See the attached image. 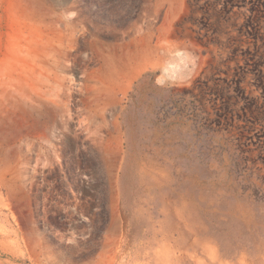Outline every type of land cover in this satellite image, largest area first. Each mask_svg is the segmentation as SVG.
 <instances>
[{
	"label": "rangeland",
	"instance_id": "rangeland-1",
	"mask_svg": "<svg viewBox=\"0 0 264 264\" xmlns=\"http://www.w3.org/2000/svg\"><path fill=\"white\" fill-rule=\"evenodd\" d=\"M0 264H264V0H0Z\"/></svg>",
	"mask_w": 264,
	"mask_h": 264
},
{
	"label": "bare ground",
	"instance_id": "bare-ground-1",
	"mask_svg": "<svg viewBox=\"0 0 264 264\" xmlns=\"http://www.w3.org/2000/svg\"><path fill=\"white\" fill-rule=\"evenodd\" d=\"M144 48V47H143ZM145 51H147V50H142V49H140L139 51L137 50V54H135V57H137V58H140L141 57V55H142V53L143 52H145ZM149 51V50H148ZM134 58V57H133ZM129 58H125V59H123V62H126L127 60H128Z\"/></svg>",
	"mask_w": 264,
	"mask_h": 264
}]
</instances>
